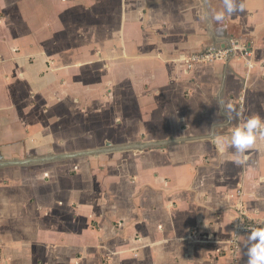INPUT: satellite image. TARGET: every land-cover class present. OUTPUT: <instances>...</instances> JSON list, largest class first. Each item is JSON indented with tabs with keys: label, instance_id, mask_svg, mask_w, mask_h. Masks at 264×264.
<instances>
[{
	"label": "crops",
	"instance_id": "crops-1",
	"mask_svg": "<svg viewBox=\"0 0 264 264\" xmlns=\"http://www.w3.org/2000/svg\"><path fill=\"white\" fill-rule=\"evenodd\" d=\"M235 3L0 0V264H247L264 138L212 142L264 118V0ZM230 40L251 68L182 61Z\"/></svg>",
	"mask_w": 264,
	"mask_h": 264
},
{
	"label": "clouds",
	"instance_id": "clouds-1",
	"mask_svg": "<svg viewBox=\"0 0 264 264\" xmlns=\"http://www.w3.org/2000/svg\"><path fill=\"white\" fill-rule=\"evenodd\" d=\"M223 2L225 11L215 15L217 21L225 20L227 15L238 10L243 11V5L241 4L237 8L235 0H223ZM220 105L229 112H235L236 117L240 116V112L236 111L231 103L225 105L224 101L221 100ZM231 118L230 116L229 119ZM258 138H264V118L255 114L234 127L229 136H213L212 142L221 153L224 152L227 145L234 148L236 153L244 155L247 150L254 146ZM241 243L247 249V264H264V228H252Z\"/></svg>",
	"mask_w": 264,
	"mask_h": 264
},
{
	"label": "built area",
	"instance_id": "built-area-1",
	"mask_svg": "<svg viewBox=\"0 0 264 264\" xmlns=\"http://www.w3.org/2000/svg\"><path fill=\"white\" fill-rule=\"evenodd\" d=\"M232 60L242 62L247 68H251V49L249 45L230 40L222 47L213 46L204 50L189 54L182 58L185 66L211 65L215 63H227ZM242 95L237 99L238 108H242ZM238 201L233 209L230 219L231 237L229 240V254L232 260L237 258L240 249V238L246 236L252 228H264V220H258L249 215L241 201V192H237ZM119 227V224H117Z\"/></svg>",
	"mask_w": 264,
	"mask_h": 264
}]
</instances>
